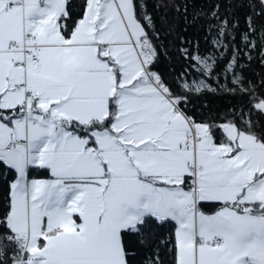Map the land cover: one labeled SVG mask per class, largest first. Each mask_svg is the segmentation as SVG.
Instances as JSON below:
<instances>
[{
	"label": "snow or ice",
	"instance_id": "1",
	"mask_svg": "<svg viewBox=\"0 0 264 264\" xmlns=\"http://www.w3.org/2000/svg\"><path fill=\"white\" fill-rule=\"evenodd\" d=\"M0 264H264V0H0Z\"/></svg>",
	"mask_w": 264,
	"mask_h": 264
}]
</instances>
